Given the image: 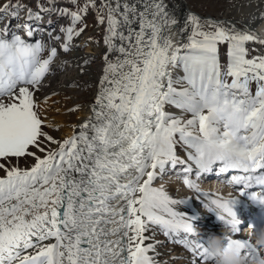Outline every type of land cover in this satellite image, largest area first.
Returning a JSON list of instances; mask_svg holds the SVG:
<instances>
[{
	"label": "snow or ice",
	"instance_id": "snow-or-ice-1",
	"mask_svg": "<svg viewBox=\"0 0 264 264\" xmlns=\"http://www.w3.org/2000/svg\"><path fill=\"white\" fill-rule=\"evenodd\" d=\"M67 2L76 10L0 0V264H161L158 232L188 264H226L230 253L264 264L260 245L233 238L241 196L264 208V54L247 46L264 40L191 11L181 21L172 0ZM90 11L103 26L101 72L86 117L57 138L46 115L57 93H37ZM53 16L68 23L57 31ZM173 175L233 235L198 231L197 215L179 210L191 197L154 186ZM210 178L238 196L202 190ZM246 228L264 238V216Z\"/></svg>",
	"mask_w": 264,
	"mask_h": 264
},
{
	"label": "bare ground",
	"instance_id": "bare-ground-1",
	"mask_svg": "<svg viewBox=\"0 0 264 264\" xmlns=\"http://www.w3.org/2000/svg\"><path fill=\"white\" fill-rule=\"evenodd\" d=\"M32 2L34 3L36 2V0H32ZM263 2L264 0L243 1V3L238 5V7L234 9L232 12L227 14H222L218 18H213V19L218 21L231 22L232 24L235 25V27L238 30H242V31L252 30L251 31L252 35L257 37L258 40H264V19H259V17L262 14V11L264 10ZM172 6L176 8V13L178 17L181 19V21L186 17L188 11L198 14L197 12L193 11L190 8L187 0H172ZM256 14L257 15L260 14V15L257 16V19H255L254 22H250L253 19L250 17V15H253L254 17V15ZM45 19H48V17H45ZM50 27L58 31V28L54 27V25H51ZM256 33H258L259 35H257ZM86 35L84 34L83 36L77 39V42H74L75 47L71 53L60 54L57 61L55 62L54 71L52 75L49 77L48 81H46V85L48 86L45 89H43L41 92L37 93V97L41 102H43L45 95H51L52 92L57 93L56 97H54L53 99H56V101L58 102L60 101L59 104L62 107H59L60 106L59 104H55L52 110L48 109L46 115L50 121L60 126L61 131L58 132L62 133L65 136L70 134L71 131L70 125L72 124L62 114L63 110L72 108L75 105H80L81 107L79 109L80 110L79 113L82 116H80L81 119L77 123L81 122L88 113V105L94 92V85L97 81L98 75L101 72L102 55L105 50L103 43L91 44L88 41V38L85 37ZM37 38H39V34H37ZM248 45L253 49L256 48V49L264 50V47H261L259 44L250 43ZM84 59H89L90 63L84 66V71L83 73H81L77 65L82 64ZM73 81L77 82L79 84V87H70L69 85L72 84ZM51 99L48 102L49 105L51 103ZM178 155L181 157H185V152L183 153L178 152ZM212 181L215 180L212 179ZM206 183L207 181L202 182V186L204 184L205 187L208 188ZM214 186L215 187H212L211 191L208 190L207 188H206L207 190H204V188H202V190L206 192H219L220 189H217L216 185ZM164 187L165 190L168 191L173 198L181 199V198L191 197V200L187 205L179 206V210L181 211L187 210L190 214L198 212L197 213L198 219L199 216H203V215L205 218H208V225L206 228H210L214 230L217 229L219 230L218 232L219 234L224 235L225 232H227V234L233 235L230 231L225 229L220 224V222H218L215 219L213 215L209 214L204 208L201 209V204L196 200L195 194L193 192H191L189 189L188 191H186V193L179 192L180 188L177 180L174 179L172 181H166L164 183ZM227 187L229 188V186ZM230 189L233 196H238V193L234 192L231 187ZM193 203L195 205V209L191 207L193 206L192 205ZM241 221L242 224H244L245 221L243 220ZM197 229H200V227L197 226ZM156 238L158 240H161L163 244V245L161 244V246L158 248V251L161 253L159 257L161 264H164V262H167V264H188V262L186 263L185 261L186 259L184 258L172 259V257L174 256H180V257L187 256V253L181 251L179 246L173 245L170 241H168L165 237H163L162 233L158 232ZM233 238L244 239L240 232L238 234L233 235ZM214 239H220V237H214ZM166 241H168L167 246L164 248L163 251L162 247H164ZM259 254L262 255L264 254V252H260Z\"/></svg>",
	"mask_w": 264,
	"mask_h": 264
},
{
	"label": "rangeland",
	"instance_id": "rangeland-1",
	"mask_svg": "<svg viewBox=\"0 0 264 264\" xmlns=\"http://www.w3.org/2000/svg\"><path fill=\"white\" fill-rule=\"evenodd\" d=\"M243 1H247V0H187L190 8L197 12L201 17H204V18H208V17H211V18H218L219 16H221L222 14H227V13H230L232 12L234 9H236L238 7V5L242 4ZM249 1V0H248ZM252 1V0H251ZM257 1V0H255ZM261 1V0H260ZM41 2H46V0H41ZM58 3H59V6L61 7H68L70 8L71 10H76V5H72L70 3L67 2V0H58ZM84 3V0H78V4L79 5H83ZM231 4V5H230ZM234 4V5H232ZM264 4V2H263ZM34 10L36 9V2H32L31 5H30ZM260 6V5H259ZM258 6V7H259ZM264 12V10L262 11V13ZM260 14H256L254 15V17H257L259 16ZM251 18H253V15H250ZM250 18V19H251ZM53 21H58L56 19L55 16L52 17ZM253 20V19H252ZM15 23V21H14ZM84 24L87 25V27L85 28V31L81 34V36H83L84 34L86 35L85 37L88 38V41L91 43V44H98V43H103L102 42V36H103V26H99L97 27L96 24H95V21H94V14L90 11L86 17L84 18ZM82 25H77V27H80ZM259 33V32H258ZM258 33H256L257 35H259ZM80 36V37H81ZM78 37V38H80ZM76 38L74 40V42H77V39ZM89 38H91V40H89ZM249 50H250V55H262L264 54V50L263 49H257V51H251L253 48L250 47L249 45H247ZM256 49V48H254ZM221 62L222 63H226V46L222 47L221 48ZM229 82H230V78H229ZM252 91L254 92L255 91V86L253 85L252 86ZM55 96H51V103H50V107L49 109L52 110L53 109V106L55 104H59L60 101H56V99H53ZM55 102V103H54ZM60 105V104H59ZM59 107H62L61 105ZM56 110V109H55ZM170 111H176L175 109H169ZM80 110H78V112H74V113H69L67 110H63L62 114L64 115V117L71 123V124H75L77 123L82 116L80 113H79ZM57 113V112H56ZM69 113V114H68ZM80 117V118H78ZM185 118H190V115H186ZM49 120V119H48ZM48 130V129H46ZM50 134H52L53 136L57 137V138H62L64 137L65 135H63L62 133H59L58 131H52ZM177 152H181L183 153L184 151L181 149V148H177ZM13 163H16V161H13ZM30 163L31 161H24V160H21L19 162V166L20 167H28L30 166ZM4 175V173L2 171H0V176ZM177 180L178 181V184H179V192L181 193H186V191H188V189L183 185L182 183V180L180 179H177L174 175L172 176L171 179H169V177L165 176L163 180H160V179H157L155 182H154V186H159L161 185L162 183L164 184L166 181H172V180ZM204 182V181H202ZM202 182H201V188H204V190H212V187H215L214 185H218V183H216L215 181H212V179L210 178L209 181H207V187H205V185L203 184L202 186ZM215 182V183H214ZM207 188V189H206ZM230 189V187H229ZM229 189L227 186L223 185L222 188H220V191L219 193L224 196L225 198H228L229 196ZM193 206H191L192 208L195 209V205L194 203L192 204ZM201 209H203V207L201 206ZM199 210V209H198ZM199 225L202 224V225H197L198 227H200V231H203L204 228L207 227L208 225V218H205L204 215L203 216H199ZM206 222V223H205ZM215 231L218 233L219 230L215 229ZM223 234H221L222 236ZM167 242L166 241V244H164V247H162V250L164 251V248L167 246ZM163 245V244H162ZM186 263L188 262L187 259L185 260Z\"/></svg>",
	"mask_w": 264,
	"mask_h": 264
},
{
	"label": "clouds",
	"instance_id": "clouds-1",
	"mask_svg": "<svg viewBox=\"0 0 264 264\" xmlns=\"http://www.w3.org/2000/svg\"><path fill=\"white\" fill-rule=\"evenodd\" d=\"M223 185L218 184L217 185V189L222 188ZM251 231V230H249ZM259 243L261 244V247L264 248V238H262ZM226 264H241V261L239 259H237L233 254H229L228 260L226 262Z\"/></svg>",
	"mask_w": 264,
	"mask_h": 264
}]
</instances>
